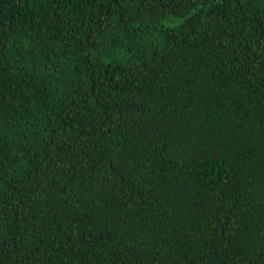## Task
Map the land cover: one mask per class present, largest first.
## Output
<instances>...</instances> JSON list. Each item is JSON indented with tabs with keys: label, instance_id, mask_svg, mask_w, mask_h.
<instances>
[{
	"label": "trees",
	"instance_id": "1",
	"mask_svg": "<svg viewBox=\"0 0 264 264\" xmlns=\"http://www.w3.org/2000/svg\"><path fill=\"white\" fill-rule=\"evenodd\" d=\"M0 264H264V0H0Z\"/></svg>",
	"mask_w": 264,
	"mask_h": 264
}]
</instances>
